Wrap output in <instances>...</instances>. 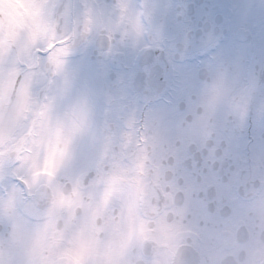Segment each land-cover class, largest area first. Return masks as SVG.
I'll use <instances>...</instances> for the list:
<instances>
[{"label": "flooded vegetation", "instance_id": "obj_1", "mask_svg": "<svg viewBox=\"0 0 264 264\" xmlns=\"http://www.w3.org/2000/svg\"><path fill=\"white\" fill-rule=\"evenodd\" d=\"M121 3L139 14L142 36L78 35L66 91L37 49L0 39V72L26 82L17 110L0 102V118L27 122L7 147L0 131V264L8 234L31 232L44 238L37 255L54 246L67 264H248L264 240V0H60V9L74 31L86 10L107 21ZM221 77L243 103L209 113ZM53 91L57 114L81 96L92 109L66 162L59 138L30 139L44 114L35 102Z\"/></svg>", "mask_w": 264, "mask_h": 264}, {"label": "clouds", "instance_id": "obj_2", "mask_svg": "<svg viewBox=\"0 0 264 264\" xmlns=\"http://www.w3.org/2000/svg\"><path fill=\"white\" fill-rule=\"evenodd\" d=\"M118 8V17L107 21L98 17L95 11L86 10L73 31L67 27L69 21L60 9V0H0V39L7 41L9 36H15L17 44L27 51L37 49L36 57L40 67L47 70L49 81H59L61 90L66 91L69 81L64 76V60L78 35L92 29H103L110 42L117 38L137 40L142 36L144 28L139 14L123 3L118 4ZM58 96L55 91L48 95L51 105L42 116H35L38 123L30 139L48 144L59 138V147L64 151L66 162L71 158L74 141L89 131L92 109L87 96H81L57 114L55 104ZM243 99V96H231L221 77L207 93L206 111L210 113L222 103L240 106ZM26 130L27 122L20 116L6 110L0 118V131L6 138L5 147L8 146L7 137H19ZM109 151L110 145L105 141L100 155ZM4 160L8 161V157ZM42 245L44 238L39 232H31L23 238L8 234L4 239L5 264H67L59 254L60 250L54 246L49 256L37 255ZM248 264H264V240L253 245Z\"/></svg>", "mask_w": 264, "mask_h": 264}, {"label": "rangeland", "instance_id": "obj_3", "mask_svg": "<svg viewBox=\"0 0 264 264\" xmlns=\"http://www.w3.org/2000/svg\"><path fill=\"white\" fill-rule=\"evenodd\" d=\"M13 73V72H11ZM9 73L7 72H1L0 73V102H5L7 100L8 97H10L11 95L15 94L16 97L17 95H21V93H17L16 91L19 92V86H17L16 84H14L13 86H11V82L9 81L7 84H1L3 83V81L5 79H8L9 78ZM14 106V105H13ZM48 104H42L41 107H39L38 104H35L34 105V111H46L48 108H47ZM12 107V106H11ZM10 107V108H11ZM35 165L36 166H39L40 169H43L44 167V162H43V157L41 155V161L40 162H35ZM36 185H38V183L36 182Z\"/></svg>", "mask_w": 264, "mask_h": 264}, {"label": "snow or ice", "instance_id": "obj_4", "mask_svg": "<svg viewBox=\"0 0 264 264\" xmlns=\"http://www.w3.org/2000/svg\"><path fill=\"white\" fill-rule=\"evenodd\" d=\"M52 47V46H51ZM51 47L49 49H51Z\"/></svg>", "mask_w": 264, "mask_h": 264}]
</instances>
